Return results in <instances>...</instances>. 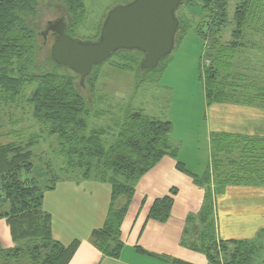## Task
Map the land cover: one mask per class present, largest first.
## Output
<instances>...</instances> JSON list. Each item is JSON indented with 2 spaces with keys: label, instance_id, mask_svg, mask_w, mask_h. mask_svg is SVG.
Instances as JSON below:
<instances>
[{
  "label": "trees",
  "instance_id": "16d2710c",
  "mask_svg": "<svg viewBox=\"0 0 264 264\" xmlns=\"http://www.w3.org/2000/svg\"><path fill=\"white\" fill-rule=\"evenodd\" d=\"M130 1L123 0L122 4ZM198 1L202 14L197 22L175 14L179 22L175 42L187 28L193 29L204 42L206 50H202L199 71L205 103L235 101L264 106V70L247 63L239 54L247 47H257L252 41L254 34L263 36L264 0H237L231 11L229 0ZM57 15L64 18L67 34L75 38L76 29L86 17L84 0H0V97L12 101L24 86L34 83L27 99L32 116L42 130L55 138L63 171L83 178L96 174L100 181L110 185L108 209L102 225L91 230V242L104 256H119L123 247L121 224L133 199L136 182L164 155H171L176 159V168L204 188L200 210L186 218L181 245L205 255L208 264H250L261 244L216 237L210 177H220L217 183L221 186L229 182L264 184V138L235 137L233 140L230 135L222 134L212 140L215 150L212 173L207 169L198 175L177 160L176 150L169 142L172 123L168 120L151 117L140 110H128L119 123L107 126L109 131L90 128V96L99 77V65L84 78L82 87L79 75L71 70L74 74L58 72L57 69L67 67L55 64L49 52L38 56L36 29L44 28ZM104 18L92 41L98 39ZM229 27V39H223ZM119 52H127L136 70L141 71L137 75L138 83L153 81L154 77L142 75L153 69H139L140 52L119 50L116 53ZM203 55L211 60L207 68L201 66ZM119 67L135 69L129 65ZM30 142L26 146L0 143V219L6 222L13 243L6 248L0 244V264H69L80 240L74 238L64 244L52 238V216L41 209L39 182L30 177L34 166ZM235 147L239 155L233 159L228 157L231 160L218 155ZM225 162L238 163L232 173H224L219 166L227 165ZM176 193L177 189L171 188L169 194L155 198L146 219L165 222ZM17 241L24 243L16 247ZM135 248L144 253L138 246ZM170 264L189 263L174 259Z\"/></svg>",
  "mask_w": 264,
  "mask_h": 264
},
{
  "label": "rangeland",
  "instance_id": "374dc122",
  "mask_svg": "<svg viewBox=\"0 0 264 264\" xmlns=\"http://www.w3.org/2000/svg\"><path fill=\"white\" fill-rule=\"evenodd\" d=\"M197 2L199 1L185 0L176 10V16L181 19L187 17L193 23L197 22L202 14ZM236 2L237 0H229L230 11ZM122 3L123 0H84L86 17L76 29L75 38L83 42L92 41L104 15ZM57 18L62 17L57 15L48 22ZM45 30L46 25L44 28L36 29L38 56H42L41 53L44 52H49L50 55L53 34L45 33ZM229 34L230 27L225 30L223 39H229ZM252 41L257 47L242 50H264V33L263 36L254 34ZM200 50H206L202 47L201 36L190 28L181 31L170 54L155 70L142 73L143 76L154 77L153 81L141 83L137 82V75L141 71L136 70V64L128 59L129 54L127 52L113 54L98 66L99 77L90 96V105L92 104L90 128L99 127L109 131L107 126L119 123L123 112L142 108L150 116L163 120L172 119L175 131L182 137L185 152L189 153L191 143L192 147L198 148L196 156H203L204 91L199 71ZM255 54L258 58L259 53ZM261 54L263 55V51ZM210 63V58L203 55L201 66L207 68ZM121 65L134 66L135 69L120 68ZM57 70L63 74H74L68 68L62 67ZM152 73L155 75H151ZM76 81L78 82V79ZM80 86L83 87L84 83ZM34 87V83L24 86L20 94L9 102L0 97V143L13 142L26 146L33 141L30 142V150L34 166L30 177H35L39 182V192L42 195L41 209L51 211L52 238L64 244L73 238L79 240L89 238L91 230L98 228L97 226L104 221L100 215L105 214L108 209L110 185L100 181L96 174L83 178L77 173L63 171L62 155L57 152L55 138L42 130L32 116V107L27 99ZM162 89L165 93L160 92ZM1 94L0 91V96ZM96 112L99 114L95 115ZM193 129L194 136L192 132L191 140L186 139L188 132ZM237 163L234 165L226 163L227 165L222 166L223 172L232 173ZM51 187L56 189L52 191ZM7 227L6 222L0 220V244L9 236ZM23 243L24 241H17L14 245L20 247L19 245ZM262 249L257 261L252 264H259L258 260L264 255V248Z\"/></svg>",
  "mask_w": 264,
  "mask_h": 264
},
{
  "label": "crops",
  "instance_id": "0c3cea01",
  "mask_svg": "<svg viewBox=\"0 0 264 264\" xmlns=\"http://www.w3.org/2000/svg\"><path fill=\"white\" fill-rule=\"evenodd\" d=\"M203 45L204 42L202 47ZM259 51L241 50L239 54L247 63L255 66L257 64L256 68L260 67L259 70L263 71L264 54L262 55ZM256 52L259 53L258 58ZM201 53L202 50L199 53V63ZM160 92L165 93L163 89ZM131 110H140L145 113L142 108ZM167 120L172 123L169 133L170 145L176 150L177 160L183 162L185 168L192 174L201 175L207 169L210 170V174L212 173L213 151H215L212 140H217L222 134L230 135L233 140L235 137L264 138V106L261 105H247L235 101L207 105L204 100L202 137L205 143L201 157L196 156L199 152L198 148L192 147L191 143L189 153L185 152L182 137L175 131L173 120ZM192 132L194 136L193 129L188 132L186 139L191 140ZM218 155L228 160L239 154L235 147ZM222 166L225 164L220 165L219 169ZM214 179L210 177L216 237L221 240H242L261 244V249L250 263L252 264L257 261L264 248V184L229 182L221 186L217 183L220 177L215 179L216 182ZM171 188H176L177 193L173 197L169 218L165 222L147 220L146 216L153 200L169 194ZM52 189L54 191L56 188ZM203 198L204 188L195 185L189 174L176 168V159L173 156L164 155L135 184L133 199L121 224L123 247L119 256L117 258L104 256L87 237L80 240L69 264H170L174 259L189 264H208L205 255L180 243L187 216L197 214ZM45 211L51 214V211L46 209ZM104 213L106 214V211ZM105 214L101 213V219L105 217ZM0 220L4 221V219ZM1 245L13 246L10 234L1 241ZM136 246L144 253L137 251ZM258 262L264 264V255Z\"/></svg>",
  "mask_w": 264,
  "mask_h": 264
},
{
  "label": "water",
  "instance_id": "95a60500",
  "mask_svg": "<svg viewBox=\"0 0 264 264\" xmlns=\"http://www.w3.org/2000/svg\"><path fill=\"white\" fill-rule=\"evenodd\" d=\"M183 0H131L111 8L96 41L83 42L66 32L64 18L48 22L53 34L50 55L55 64L79 75L82 84L91 69L119 50L142 54L140 70L155 69L172 51L178 28L175 12Z\"/></svg>",
  "mask_w": 264,
  "mask_h": 264
}]
</instances>
